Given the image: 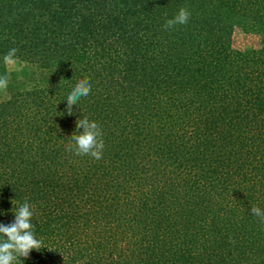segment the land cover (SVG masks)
Returning <instances> with one entry per match:
<instances>
[{"label":"trees","instance_id":"obj_1","mask_svg":"<svg viewBox=\"0 0 264 264\" xmlns=\"http://www.w3.org/2000/svg\"><path fill=\"white\" fill-rule=\"evenodd\" d=\"M10 49L41 73L0 97V224L27 200L44 246L20 264H264V0H0V76Z\"/></svg>","mask_w":264,"mask_h":264},{"label":"clouds","instance_id":"obj_2","mask_svg":"<svg viewBox=\"0 0 264 264\" xmlns=\"http://www.w3.org/2000/svg\"><path fill=\"white\" fill-rule=\"evenodd\" d=\"M190 13L186 8H180L178 13L171 19H167L162 26L165 30H172L176 25L187 24ZM16 49H10L5 55V62H12ZM8 85V77L0 76V90H5ZM91 93V84L87 79L79 80L71 91L67 94V108L69 115L72 114V105H77L80 98L88 97ZM76 129H83L82 132L74 131L71 135V143L67 150L78 156H90L94 160L103 158L104 142L102 131L95 121L88 118L76 120ZM15 206V219L9 225L0 224V264H20V257H27L30 250H39L43 246L41 240L34 235V225L32 224L33 211L27 200L17 207ZM251 213L257 217L261 223H264V211L259 207L252 206Z\"/></svg>","mask_w":264,"mask_h":264},{"label":"rangeland","instance_id":"obj_3","mask_svg":"<svg viewBox=\"0 0 264 264\" xmlns=\"http://www.w3.org/2000/svg\"><path fill=\"white\" fill-rule=\"evenodd\" d=\"M262 36L256 33H245L236 28L232 33L231 45L238 50L254 49L261 47ZM5 73L1 76L8 77V85L5 90H0V97H5L13 88L27 89L39 80L40 70L27 61L13 58L12 62L4 61ZM37 79V80H34Z\"/></svg>","mask_w":264,"mask_h":264}]
</instances>
